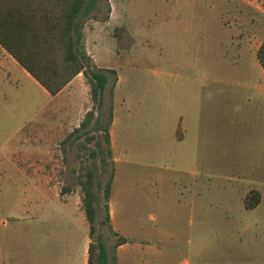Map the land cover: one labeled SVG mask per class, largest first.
I'll return each instance as SVG.
<instances>
[{
  "label": "rangeland",
  "instance_id": "obj_1",
  "mask_svg": "<svg viewBox=\"0 0 264 264\" xmlns=\"http://www.w3.org/2000/svg\"><path fill=\"white\" fill-rule=\"evenodd\" d=\"M81 22L86 54L105 69L101 123L112 111L115 234L102 134L93 119L77 128L93 109L85 78L50 102L16 79L0 97V264H85L97 235L107 264L113 253L116 264H264V145L248 102L235 101L242 84H264V0H96ZM95 142L89 238L76 175Z\"/></svg>",
  "mask_w": 264,
  "mask_h": 264
},
{
  "label": "trees",
  "instance_id": "obj_2",
  "mask_svg": "<svg viewBox=\"0 0 264 264\" xmlns=\"http://www.w3.org/2000/svg\"><path fill=\"white\" fill-rule=\"evenodd\" d=\"M95 4L96 0H0V47L50 96L55 95L76 74L81 73L85 78L93 109L85 112L77 128L85 129L93 119V126L98 127L102 134L103 152L110 159L109 173L102 184V209L109 232L115 234L108 222L107 206L113 178L108 133L112 111L109 109L103 123L99 113L100 96L106 82L103 72L105 69L98 68L91 62L84 50L82 38L81 17L93 11ZM255 59L264 71V41L258 45ZM108 70L113 72L112 69ZM95 148V151L85 157L86 160L81 161V170L76 175L89 238L94 230L96 202L93 178L101 166L94 161V156L100 154V162L103 159L98 142H95ZM246 201L248 209L254 207L258 202V193L250 191ZM124 242V237H119L114 247ZM86 253L85 264H107L108 253L100 235H97L95 243L88 242ZM110 260L112 264H116L114 253Z\"/></svg>",
  "mask_w": 264,
  "mask_h": 264
},
{
  "label": "crops",
  "instance_id": "obj_3",
  "mask_svg": "<svg viewBox=\"0 0 264 264\" xmlns=\"http://www.w3.org/2000/svg\"><path fill=\"white\" fill-rule=\"evenodd\" d=\"M259 68H260V73L263 76L262 78L264 79V71L262 70L260 66ZM21 78L23 80H28L29 82H33L38 85V83L21 66H19L17 62L3 48L0 47V97L1 99L5 97L4 88H6V86L11 87L12 83L16 85L17 80L19 79L21 80ZM74 78H72L69 82H67L55 95L53 96L49 95L48 102H50L52 98H54L64 89H66L75 80ZM242 86H243V89H246V94H243L244 95L243 98L235 99V101L245 100L248 102L250 106V112H252V119H253L254 127L256 130L255 132L256 136L254 135V138H258V141H255V143L256 144L260 143V145H264V84L246 83V84H242ZM40 88L43 91H45L42 87ZM109 136H110V133H109ZM28 139L29 138H27L26 141H28ZM110 144L112 146V143ZM49 151L50 150H48L47 152L49 153ZM113 162L114 163L116 162V157H113ZM22 164L24 168H26V170L29 168L35 170L34 162L28 161L27 156L25 157L24 161H22ZM17 166H15V168ZM34 174H35V171L34 172L32 171V175ZM51 182H52V177L50 174H48V176L44 179V183L51 184L52 188H50V190H53V192H55L54 195H56L58 194V192L56 190L54 191L53 189V187H55L56 185L54 183L52 184ZM58 183L59 182H57V184ZM260 198H259V201H260ZM259 201L251 209L258 207ZM119 247H121V245L117 247L118 250H119ZM130 264H134V263L132 262Z\"/></svg>",
  "mask_w": 264,
  "mask_h": 264
}]
</instances>
